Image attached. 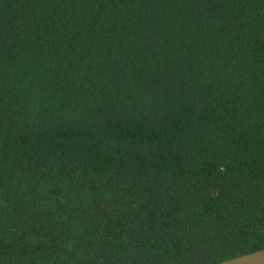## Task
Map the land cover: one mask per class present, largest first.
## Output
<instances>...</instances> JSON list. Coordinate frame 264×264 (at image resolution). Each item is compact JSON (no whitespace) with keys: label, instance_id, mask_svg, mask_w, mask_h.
Segmentation results:
<instances>
[{"label":"trees","instance_id":"16d2710c","mask_svg":"<svg viewBox=\"0 0 264 264\" xmlns=\"http://www.w3.org/2000/svg\"><path fill=\"white\" fill-rule=\"evenodd\" d=\"M263 248L264 0H0V264Z\"/></svg>","mask_w":264,"mask_h":264},{"label":"water","instance_id":"95a60500","mask_svg":"<svg viewBox=\"0 0 264 264\" xmlns=\"http://www.w3.org/2000/svg\"><path fill=\"white\" fill-rule=\"evenodd\" d=\"M215 264H264V248L235 256Z\"/></svg>","mask_w":264,"mask_h":264}]
</instances>
